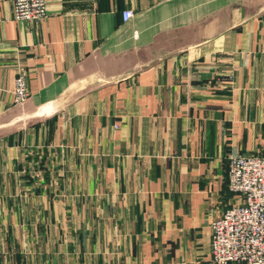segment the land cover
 <instances>
[{
	"label": "crops",
	"instance_id": "0c3cea01",
	"mask_svg": "<svg viewBox=\"0 0 264 264\" xmlns=\"http://www.w3.org/2000/svg\"><path fill=\"white\" fill-rule=\"evenodd\" d=\"M47 1L0 0V264H215L229 159L264 154V0Z\"/></svg>",
	"mask_w": 264,
	"mask_h": 264
},
{
	"label": "built area",
	"instance_id": "2783aa9c",
	"mask_svg": "<svg viewBox=\"0 0 264 264\" xmlns=\"http://www.w3.org/2000/svg\"><path fill=\"white\" fill-rule=\"evenodd\" d=\"M47 0H13L16 21L42 22L48 17ZM133 16L123 13L125 21ZM27 76L19 68L13 102L29 99ZM228 188L237 201L211 221L212 261L215 264H264V154H238L229 159Z\"/></svg>",
	"mask_w": 264,
	"mask_h": 264
},
{
	"label": "rangeland",
	"instance_id": "374dc122",
	"mask_svg": "<svg viewBox=\"0 0 264 264\" xmlns=\"http://www.w3.org/2000/svg\"><path fill=\"white\" fill-rule=\"evenodd\" d=\"M21 126H22V125H21ZM15 127H17V128H18L19 126H15ZM13 129H14V128H13Z\"/></svg>",
	"mask_w": 264,
	"mask_h": 264
}]
</instances>
